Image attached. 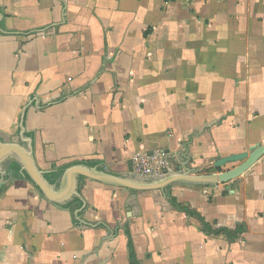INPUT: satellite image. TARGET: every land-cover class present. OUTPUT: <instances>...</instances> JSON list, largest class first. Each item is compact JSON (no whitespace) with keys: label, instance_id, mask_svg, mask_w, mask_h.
I'll list each match as a JSON object with an SVG mask.
<instances>
[{"label":"crops","instance_id":"0c3cea01","mask_svg":"<svg viewBox=\"0 0 264 264\" xmlns=\"http://www.w3.org/2000/svg\"><path fill=\"white\" fill-rule=\"evenodd\" d=\"M263 145L264 0H0V264H264Z\"/></svg>","mask_w":264,"mask_h":264},{"label":"water","instance_id":"95a60500","mask_svg":"<svg viewBox=\"0 0 264 264\" xmlns=\"http://www.w3.org/2000/svg\"><path fill=\"white\" fill-rule=\"evenodd\" d=\"M262 156H264V145L263 146H252L248 151L239 154L229 155L224 158H220L213 162L215 168L223 167L227 164L240 163L234 169L220 173L218 175L210 176L209 181L212 184H227L232 180H235L252 167ZM2 153L0 151V165L2 162Z\"/></svg>","mask_w":264,"mask_h":264},{"label":"built area","instance_id":"2783aa9c","mask_svg":"<svg viewBox=\"0 0 264 264\" xmlns=\"http://www.w3.org/2000/svg\"><path fill=\"white\" fill-rule=\"evenodd\" d=\"M167 153L162 150L150 154H136L131 159L132 172L144 178H162L171 171V162Z\"/></svg>","mask_w":264,"mask_h":264},{"label":"trees","instance_id":"16d2710c","mask_svg":"<svg viewBox=\"0 0 264 264\" xmlns=\"http://www.w3.org/2000/svg\"><path fill=\"white\" fill-rule=\"evenodd\" d=\"M13 167L14 165H12V168H10L11 170H13ZM170 204L171 206L177 210L178 212H182V213H185L186 215L190 216V217H194L196 219H198V221L200 223H202V226L205 228L206 225L203 223V219L197 215L195 212L189 210L188 208L186 207H183L181 205H179L173 198H170ZM128 249H129V256H130V261L132 262L133 264V260H134V251H133V248H132V245L131 243L129 242L128 243Z\"/></svg>","mask_w":264,"mask_h":264},{"label":"rangeland","instance_id":"374dc122","mask_svg":"<svg viewBox=\"0 0 264 264\" xmlns=\"http://www.w3.org/2000/svg\"><path fill=\"white\" fill-rule=\"evenodd\" d=\"M236 164H238V163H235V164H233V165H236ZM232 166V165H231Z\"/></svg>","mask_w":264,"mask_h":264}]
</instances>
